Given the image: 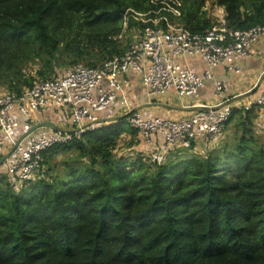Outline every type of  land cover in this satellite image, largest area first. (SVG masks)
<instances>
[{
	"label": "trees",
	"instance_id": "trees-1",
	"mask_svg": "<svg viewBox=\"0 0 264 264\" xmlns=\"http://www.w3.org/2000/svg\"><path fill=\"white\" fill-rule=\"evenodd\" d=\"M182 4L189 31L216 23L206 0ZM216 4L231 30L264 26V0ZM151 7L150 0H0V84L16 94L33 87L35 76L23 69L37 60L47 80L61 65L99 68L124 56V14ZM135 26L143 28L131 18ZM254 111L233 108L234 132L203 156L163 163L153 156L151 164L117 157L122 134L137 132L126 116L47 150L35 181L18 184L1 170L0 264H264V142Z\"/></svg>",
	"mask_w": 264,
	"mask_h": 264
},
{
	"label": "built area",
	"instance_id": "built-area-1",
	"mask_svg": "<svg viewBox=\"0 0 264 264\" xmlns=\"http://www.w3.org/2000/svg\"><path fill=\"white\" fill-rule=\"evenodd\" d=\"M150 4L153 7L146 13L124 14L120 39L127 37L131 18L143 26L124 56L108 60L99 68L76 64L63 74L35 82L20 94L0 93V161L36 125L35 114L43 116L57 107L64 111L66 121L63 129L42 127L24 138L0 165V171L4 170L18 184L35 181L43 168V154L95 129L102 114L117 101L123 80L130 72L139 76L150 97L170 92L180 98L195 97L205 81L212 79L211 73L199 77L192 70L181 68L180 57L198 56L209 68L226 66L239 73L235 64L251 56L255 43L264 41V26L231 30L224 20L203 33H193L180 23L182 0H150ZM228 93L225 82L214 83L215 96ZM260 108H264V89L244 110ZM232 111L230 106L204 108L185 120L145 118L131 112L128 124L146 142L160 139L165 146L176 148L180 144L215 141L226 131ZM19 118L24 120L22 126ZM20 129L22 136L16 140L14 136Z\"/></svg>",
	"mask_w": 264,
	"mask_h": 264
},
{
	"label": "crops",
	"instance_id": "crops-1",
	"mask_svg": "<svg viewBox=\"0 0 264 264\" xmlns=\"http://www.w3.org/2000/svg\"><path fill=\"white\" fill-rule=\"evenodd\" d=\"M208 17L210 16L208 15ZM223 20L225 21V14L221 20H216V22ZM178 64L183 69L192 70L199 77H203L209 71L212 79L205 81L203 88L195 97L180 98L175 92L158 97H150L141 84L139 76L134 72H130L123 80L122 90L118 94L117 101L102 114L97 127L115 124L119 119L129 116L131 112H138L145 118L157 117L161 119L185 120L204 108L230 106L244 109L264 89L263 40L258 41L251 47V56L249 58L240 60L235 64V67L240 71L239 73L235 70H229L226 66L209 68L198 56L180 57ZM215 82H225L229 87V93L220 97L215 96ZM64 114V111L60 108L53 107L43 115L45 117L43 120L36 123L52 122L55 125L54 128L63 129L66 125ZM253 116V130L257 136L264 140V108L256 109ZM19 120L22 126L24 120L21 118ZM233 126H235L234 122L215 141H198L194 147H190V150H195L198 156L205 155L208 150L218 147L224 139L232 135L234 132ZM21 136L20 129L14 137L19 140ZM176 148L181 150V153L186 151L183 145H179ZM173 151L175 150L165 146L160 139L156 140L155 143H148L141 138L138 131H127L119 139L115 154L118 153L120 157H123L127 153L136 152L138 154L157 156L156 158L161 159V156H159L161 153H166L167 157L169 156L168 153Z\"/></svg>",
	"mask_w": 264,
	"mask_h": 264
},
{
	"label": "rangeland",
	"instance_id": "rangeland-1",
	"mask_svg": "<svg viewBox=\"0 0 264 264\" xmlns=\"http://www.w3.org/2000/svg\"><path fill=\"white\" fill-rule=\"evenodd\" d=\"M203 10L206 11L207 15H209L211 18H213V20H221V18L224 17V9H222V8H220V7L217 6L216 0H206V4H205V7L203 8ZM139 31H140V27L139 26H135L132 29L127 30V32L125 34L127 37L122 39V41H125V42H123V44L124 45L130 44L135 39V35L137 33H139ZM60 61L63 62L64 61V58L63 57L60 58ZM70 66L71 65H69V64H67V65H61V67L56 68V71H57L58 74H63V72H65V70L70 69ZM40 68H41V65L39 64V61L37 60L35 62H30L29 64H27L24 67L23 70H24V72L26 74H32L33 76H35L36 83H38V82L44 81L37 74L38 73V70ZM53 77H55L54 74L52 75L51 78H53ZM3 92H8L7 86L6 85H3V84H0V93H3ZM44 118H45L44 116H36L35 115V117L33 119V125L38 124L36 122L37 121H41ZM40 132L41 131H39L38 133H40ZM263 142H264V140H263ZM180 145H183L185 147L186 151L185 152H182V153L181 152L168 153L169 156H167V157H166V153H161L159 156H161L162 163L163 162H167L166 160L168 159V157H170L171 159H173V156H178V155H183V154L196 155V151L195 150H190V147L188 148V146H190L189 143L180 144ZM130 153H127L122 158H124L126 160H130L131 162H133V161H136L138 157H144V162L147 163V164H151L154 161V157L152 155H148V154H138L136 152H132V154H130ZM116 156L120 158V154L117 153ZM56 163H57L59 169L62 171L63 170V167L60 165L62 163V156H59L56 159Z\"/></svg>",
	"mask_w": 264,
	"mask_h": 264
},
{
	"label": "water",
	"instance_id": "water-1",
	"mask_svg": "<svg viewBox=\"0 0 264 264\" xmlns=\"http://www.w3.org/2000/svg\"><path fill=\"white\" fill-rule=\"evenodd\" d=\"M42 127H50V128H54L55 125H54V123H52V122H43V123H41V124H38V125L34 126L33 129L31 130V132H29V133L25 134L24 136H22V138L19 140L18 144H19L24 138H26L28 135H30L31 133H33L34 131H36V130L42 128ZM18 144L14 147V149L11 151V153H12L13 151L16 150V148L18 147ZM11 153H10V154H11ZM10 154H8L7 156H5V157L0 161V165H1V164H2V163H3V162H4V161L10 156Z\"/></svg>",
	"mask_w": 264,
	"mask_h": 264
}]
</instances>
